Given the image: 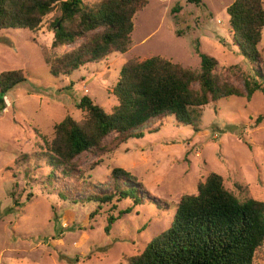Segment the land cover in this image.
I'll return each mask as SVG.
<instances>
[{
	"label": "rangeland",
	"instance_id": "obj_1",
	"mask_svg": "<svg viewBox=\"0 0 264 264\" xmlns=\"http://www.w3.org/2000/svg\"><path fill=\"white\" fill-rule=\"evenodd\" d=\"M97 1L83 0L88 5ZM201 1L204 5L147 0L133 16L127 51L113 52L103 62L85 64L68 76L54 77L43 58L44 53H60L79 43L50 48L57 7L34 31L0 30V72H25V80L0 97V107L4 105L0 109V264H128L127 257L140 253L168 228L172 202L196 192L197 183L210 172L219 174L225 188L238 197L264 200V95L260 91L250 99L232 96L203 106L198 130L168 115L149 120L141 127V137L130 138L101 156L83 153L78 165L97 192L108 191L114 167L129 171L145 188L144 202L116 219L108 233L104 231L107 216L131 206L130 199L115 209L102 206L91 215L96 203L81 200L86 192L74 193L73 203L59 198L47 182L40 184L48 170L34 155L44 140L53 138L54 125L66 115L82 117L75 103L83 95L109 112L116 104L109 88L126 61L160 56L198 70V43L200 52L217 61V73L243 87V76L253 71L230 32L226 8L233 0ZM174 7L180 8L174 12ZM258 49L264 64V28ZM230 65L237 67L234 74L225 72ZM14 199L18 205H13ZM252 264H264V243Z\"/></svg>",
	"mask_w": 264,
	"mask_h": 264
},
{
	"label": "trees",
	"instance_id": "obj_2",
	"mask_svg": "<svg viewBox=\"0 0 264 264\" xmlns=\"http://www.w3.org/2000/svg\"><path fill=\"white\" fill-rule=\"evenodd\" d=\"M187 1L204 5L201 0ZM146 3L0 0V30L34 31L57 7L59 15L51 22L50 48L79 43L60 53H44L43 58L54 77L68 76L85 64L103 62L113 52L127 51L133 16ZM226 11L232 39L252 66L253 73L242 78L243 87L233 84L228 75L217 73V61L200 52L198 43V70L160 56L126 61L109 88L108 93L116 99L109 112L83 95L75 103L82 117L76 120L66 115L54 125L53 138L44 140L34 155L48 170L40 184L47 182L59 198L73 203L77 201L74 193L86 192L81 200L96 203L97 209L91 215L102 206L115 209L122 200L130 199L131 206L107 216L104 231L108 233L116 219L144 202L145 188L129 171L114 167L108 177V191L97 192L78 165L83 153L101 156L130 138L141 137L145 123L163 116L172 115L177 123L198 130L203 106L232 96L250 99L255 91L264 95V64L258 49L264 28V2L233 0ZM234 68L227 66L225 72L234 74ZM24 80L23 69L1 71L0 97ZM110 135L114 136L111 142H105ZM18 204L14 199L13 205ZM172 204L174 213L168 228L154 236L140 253L127 257L128 264H252L264 243V200L238 197L225 188L219 174L210 172L197 183L196 192L184 193Z\"/></svg>",
	"mask_w": 264,
	"mask_h": 264
},
{
	"label": "water",
	"instance_id": "obj_3",
	"mask_svg": "<svg viewBox=\"0 0 264 264\" xmlns=\"http://www.w3.org/2000/svg\"><path fill=\"white\" fill-rule=\"evenodd\" d=\"M57 26H58V24H57Z\"/></svg>",
	"mask_w": 264,
	"mask_h": 264
}]
</instances>
